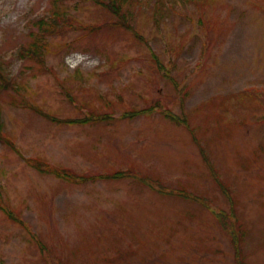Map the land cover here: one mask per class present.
I'll return each mask as SVG.
<instances>
[{
    "label": "rangeland",
    "instance_id": "374dc122",
    "mask_svg": "<svg viewBox=\"0 0 264 264\" xmlns=\"http://www.w3.org/2000/svg\"><path fill=\"white\" fill-rule=\"evenodd\" d=\"M60 9L42 62L21 59L31 21ZM121 12L130 27L91 0H0V59L16 87L0 91V119L22 153L0 140V206L45 246L0 208V264H238L231 228L244 262L264 264V0H128ZM33 106L112 118L53 122ZM117 169L132 176L99 178ZM143 177L205 200L159 194Z\"/></svg>",
    "mask_w": 264,
    "mask_h": 264
},
{
    "label": "trees",
    "instance_id": "16d2710c",
    "mask_svg": "<svg viewBox=\"0 0 264 264\" xmlns=\"http://www.w3.org/2000/svg\"><path fill=\"white\" fill-rule=\"evenodd\" d=\"M54 1H59V0H54ZM94 3L106 8L107 10L111 11L113 14H116L117 16H119L120 21L119 24L125 26L126 28L130 27L131 24L129 23V21L127 20V16H130L128 13H123L121 12L122 9V5L126 3V1L128 0H91ZM183 1V0H182ZM56 3H55V7H56ZM158 8L160 9V6H158ZM55 10V8L53 9ZM59 14H64L65 15V10H56V11H52L49 15H45V16H39L37 18H35L33 21H31V24L34 26L35 31H30L29 38L30 41L27 44H21L19 51L17 53V55L24 60H37L39 62H42L43 60V50L45 47V40L44 37L46 34L51 33L53 31L56 30V24H57V19L60 17ZM131 14V13H130ZM132 16V14H131ZM62 20L65 23H68L67 18L66 17H62ZM125 21L127 22V24L125 23ZM88 30H95L96 26L95 25H89L87 27ZM134 30H136L135 28H133ZM136 35H138V37L143 40V42H145V44H148V41L142 36V34L137 33L136 31ZM152 57L154 62L156 63L157 67L163 71V74L168 76L169 79H171L174 83V85L177 84V82L170 77L169 74V70L165 69L164 65L161 63V61L159 60L158 56L154 53H152ZM4 62L0 59V91L6 90V89H13V91L16 92V87L14 85V83L7 77V74L5 72V68H4ZM34 110H36L37 113H39L40 115H42L44 118L50 119V120H54L56 122L60 121V122H65L67 124L69 123H76V122H80V123H84L89 121L91 118L94 120H101L103 115L102 114H97L94 117H85L82 119H75V118H66L63 120H59L57 118L52 117L51 115H49L46 112H43L42 110L38 109V107H32ZM155 108V105L143 108V109H139V110H130L127 112H124L122 114V116H136L138 114H145L150 112L151 110H153ZM172 111L170 110H164L163 114L165 116H167L168 118H170L173 121H177L178 120V116L171 113ZM0 117H1V111H0ZM109 118V116H107V119ZM181 122L183 124H185L188 128V130L191 131L190 126L187 124V121L185 118H181ZM3 126L1 123V119H0V140H3L4 142H6L7 144H9L16 152H19L15 145L9 141L6 140L4 138V131H3ZM193 140L195 141V143L199 146V148H201V156L203 158V160L206 162L207 167L209 168L210 172H211V176L214 178L215 183L218 184L222 190V192L227 193L228 189L225 187V185L221 182H219V180L217 179V176L219 175L217 171H215L214 168V164L211 163L210 158L206 155V151L203 149V146L200 145V143L198 142V140L196 139V136L193 135ZM31 166H33L37 171L41 172L42 174H54L56 176H62L65 180H72L70 178V175H73V170H71L70 168L67 167H62V168H57L54 170H49L45 167H43L39 162L36 163H30ZM127 176H131V174L123 169H117L115 171L112 172H107V174H102L100 175L99 178H105V179H122L125 178ZM143 181L150 187V189H152L153 191L162 194V195H166V196H175V197H179V198H184V199H191V200H195V201H199V202H203L202 197L197 196V195H189V192H187L184 189H168L166 188V186L163 185V183L159 180V179H152L150 177H143ZM153 184H156L157 186H153ZM1 203V202H0ZM0 208L7 214V216L13 220H16L18 217L17 214H14L12 208H10L7 205H1ZM227 213H224L222 211H217V213L215 214L218 221L220 222L222 227H227L229 222L226 215ZM228 217V215H227ZM237 230H235L234 228L230 229V233L231 235L233 234V245L236 248V259L238 264H246L244 261V257L241 256V252L240 248H239V237L241 238L243 235H239L238 233H236Z\"/></svg>",
    "mask_w": 264,
    "mask_h": 264
}]
</instances>
